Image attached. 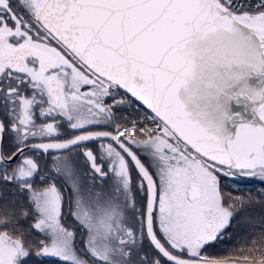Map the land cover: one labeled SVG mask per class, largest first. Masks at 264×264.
<instances>
[{"label": "snow or ice", "instance_id": "snow-or-ice-1", "mask_svg": "<svg viewBox=\"0 0 264 264\" xmlns=\"http://www.w3.org/2000/svg\"><path fill=\"white\" fill-rule=\"evenodd\" d=\"M251 180L264 0H0V264H264Z\"/></svg>", "mask_w": 264, "mask_h": 264}, {"label": "flooded vegetation", "instance_id": "flooded-vegetation-1", "mask_svg": "<svg viewBox=\"0 0 264 264\" xmlns=\"http://www.w3.org/2000/svg\"><path fill=\"white\" fill-rule=\"evenodd\" d=\"M237 184H233L229 182L225 185L226 190L231 191L233 195H251L253 197L264 198V183L251 180V181H243L237 182ZM254 212L252 215L256 218L257 221L260 220L262 216H264V207L262 205H255ZM260 224L257 222L255 224H247L240 225L238 228L233 231V239L231 241H226L223 245H218L216 249L213 250L214 253H228L235 252V249L242 244H247L250 238L259 231ZM249 229H252L249 231ZM239 255H243L244 253H237ZM259 262L258 258L252 259L250 262ZM249 262V261H240V263Z\"/></svg>", "mask_w": 264, "mask_h": 264}, {"label": "water", "instance_id": "water-1", "mask_svg": "<svg viewBox=\"0 0 264 264\" xmlns=\"http://www.w3.org/2000/svg\"><path fill=\"white\" fill-rule=\"evenodd\" d=\"M240 264H259V262H244V263H240Z\"/></svg>", "mask_w": 264, "mask_h": 264}]
</instances>
